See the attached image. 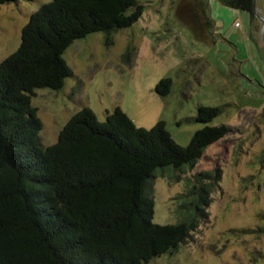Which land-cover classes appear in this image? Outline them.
Wrapping results in <instances>:
<instances>
[{
  "label": "trees",
  "instance_id": "1",
  "mask_svg": "<svg viewBox=\"0 0 264 264\" xmlns=\"http://www.w3.org/2000/svg\"><path fill=\"white\" fill-rule=\"evenodd\" d=\"M218 1L254 16L253 0ZM143 9L136 0H51L0 63V264H147L172 255L209 221L222 170L194 175L178 196L188 217L173 224L154 223L150 186L163 169L195 168L205 148L225 138L227 125L208 126L223 113L219 106L197 107L190 120L205 125L184 147L165 121L145 129L120 107L105 121L84 107L55 144L40 145L43 122L32 98L74 76L66 51L91 34L130 28ZM205 20L213 27L212 14ZM158 82L156 94L169 95L170 77Z\"/></svg>",
  "mask_w": 264,
  "mask_h": 264
},
{
  "label": "rangeland",
  "instance_id": "2",
  "mask_svg": "<svg viewBox=\"0 0 264 264\" xmlns=\"http://www.w3.org/2000/svg\"><path fill=\"white\" fill-rule=\"evenodd\" d=\"M51 0L0 5V63L21 44L31 15ZM142 16L127 29L77 40L64 57L74 76L63 89L37 90L32 105L43 122L41 147L58 141L70 118L89 107L100 121L116 107L145 129L165 121L182 147L205 124L190 120L197 107H221L208 126L231 131L205 148L195 168L163 169L152 180L154 223L187 219L181 199L191 179L220 169L209 221H201L172 255L147 264H264V0L256 13L218 0H136ZM209 13L217 25L209 27ZM236 22L239 23L236 26ZM170 77L169 95L156 94Z\"/></svg>",
  "mask_w": 264,
  "mask_h": 264
},
{
  "label": "water",
  "instance_id": "3",
  "mask_svg": "<svg viewBox=\"0 0 264 264\" xmlns=\"http://www.w3.org/2000/svg\"><path fill=\"white\" fill-rule=\"evenodd\" d=\"M256 2H257V0H253V5H254V14L256 13ZM261 18V21H262V24H263V26H262V31L264 32V18H262V17H260Z\"/></svg>",
  "mask_w": 264,
  "mask_h": 264
},
{
  "label": "crops",
  "instance_id": "4",
  "mask_svg": "<svg viewBox=\"0 0 264 264\" xmlns=\"http://www.w3.org/2000/svg\"><path fill=\"white\" fill-rule=\"evenodd\" d=\"M214 25H217V24L214 22Z\"/></svg>",
  "mask_w": 264,
  "mask_h": 264
},
{
  "label": "built area",
  "instance_id": "5",
  "mask_svg": "<svg viewBox=\"0 0 264 264\" xmlns=\"http://www.w3.org/2000/svg\"><path fill=\"white\" fill-rule=\"evenodd\" d=\"M238 24V23H237Z\"/></svg>",
  "mask_w": 264,
  "mask_h": 264
}]
</instances>
